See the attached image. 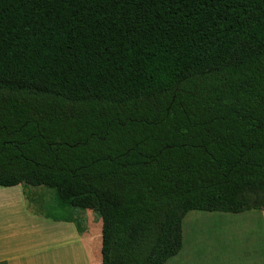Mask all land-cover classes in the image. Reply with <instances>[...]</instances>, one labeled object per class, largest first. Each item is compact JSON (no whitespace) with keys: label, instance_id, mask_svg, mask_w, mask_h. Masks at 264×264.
<instances>
[{"label":"trees","instance_id":"trees-1","mask_svg":"<svg viewBox=\"0 0 264 264\" xmlns=\"http://www.w3.org/2000/svg\"><path fill=\"white\" fill-rule=\"evenodd\" d=\"M102 218V264H165L190 211L264 208V0H0V186Z\"/></svg>","mask_w":264,"mask_h":264},{"label":"crops","instance_id":"crops-1","mask_svg":"<svg viewBox=\"0 0 264 264\" xmlns=\"http://www.w3.org/2000/svg\"><path fill=\"white\" fill-rule=\"evenodd\" d=\"M101 246L98 211L50 186H0V264H102Z\"/></svg>","mask_w":264,"mask_h":264},{"label":"rangeland","instance_id":"rangeland-1","mask_svg":"<svg viewBox=\"0 0 264 264\" xmlns=\"http://www.w3.org/2000/svg\"><path fill=\"white\" fill-rule=\"evenodd\" d=\"M181 252L165 264H264V208L239 214L190 211Z\"/></svg>","mask_w":264,"mask_h":264}]
</instances>
